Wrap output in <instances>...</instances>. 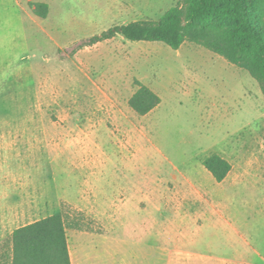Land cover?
<instances>
[{
	"label": "rangeland",
	"instance_id": "374dc122",
	"mask_svg": "<svg viewBox=\"0 0 264 264\" xmlns=\"http://www.w3.org/2000/svg\"><path fill=\"white\" fill-rule=\"evenodd\" d=\"M180 2L0 0V242L61 213L71 264H264L257 80L189 42L91 41Z\"/></svg>",
	"mask_w": 264,
	"mask_h": 264
},
{
	"label": "trees",
	"instance_id": "16d2710c",
	"mask_svg": "<svg viewBox=\"0 0 264 264\" xmlns=\"http://www.w3.org/2000/svg\"><path fill=\"white\" fill-rule=\"evenodd\" d=\"M264 0H181L158 21H134L92 38L162 42L178 50L185 42L199 45L229 63L244 67L257 80L264 94V22L259 8ZM160 103L146 87L139 88L129 105L146 115ZM264 146V139H263ZM217 182L225 179L230 165L217 155L204 161ZM61 213L14 230L0 242V264H71Z\"/></svg>",
	"mask_w": 264,
	"mask_h": 264
}]
</instances>
